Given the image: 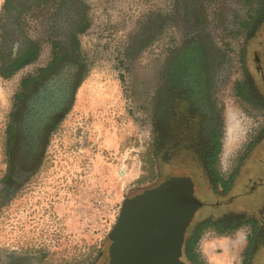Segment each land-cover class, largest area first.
Listing matches in <instances>:
<instances>
[{
	"label": "flooded vegetation",
	"instance_id": "af4514ba",
	"mask_svg": "<svg viewBox=\"0 0 264 264\" xmlns=\"http://www.w3.org/2000/svg\"><path fill=\"white\" fill-rule=\"evenodd\" d=\"M89 1L6 0L3 6L0 76L13 78L15 88L0 120V225L12 223V216H16V224L32 226L40 214L52 215L51 223L56 226H70L74 221L80 226L94 222L102 227V211L109 204L114 225V180L108 194L102 173L93 176L87 172V157L80 154L86 151L85 139L65 144L53 139L72 111L85 77L80 35L93 22ZM210 2L220 13L221 26L237 24L236 33L250 34L242 45L245 54L247 41H253L264 24V0ZM152 3L114 0V46L141 52L159 46L158 74L145 93L147 161L150 163L153 154L164 172L176 165L186 172L183 176L194 181L203 178L214 191L219 187L225 192L236 178V169L245 166L251 152L264 140V38L257 44L254 70L242 65L241 78L234 84L239 103L255 116L257 124L246 133L235 171L224 175L220 159L227 120L220 89L226 59L225 50L207 31L208 5L197 0ZM137 10L142 12L135 16ZM238 18L241 21L237 22ZM171 30L181 34L174 45H168L166 38ZM223 47L228 49L229 44ZM74 147L78 155L72 154ZM60 150L63 153L58 154ZM150 173L153 179L162 172L151 169ZM58 210L62 218H56L60 216ZM259 210L260 220L234 219L226 226L213 220L211 228L223 233L249 227L241 264H251L264 250V201ZM91 212H95L93 222L87 217ZM72 216L77 218L72 220ZM195 227H190L183 245L187 264H196L187 253V239ZM19 233L16 239L1 237L0 264H45L48 251L39 248L33 236L23 238V232ZM54 237L58 239L52 243L61 242L60 236ZM97 242L98 249L91 253L92 264H101L104 256L100 234ZM196 253L200 255L199 247ZM57 264L70 262L62 259Z\"/></svg>",
	"mask_w": 264,
	"mask_h": 264
},
{
	"label": "rangeland",
	"instance_id": "374dc122",
	"mask_svg": "<svg viewBox=\"0 0 264 264\" xmlns=\"http://www.w3.org/2000/svg\"><path fill=\"white\" fill-rule=\"evenodd\" d=\"M5 1L0 0V18ZM169 1L167 0L168 5ZM197 1L208 5L207 31L217 45L225 50L226 65L221 74L223 84L220 94L225 103L227 131L223 138L220 171L226 175L235 171L240 152L244 148L246 133L254 130L257 124L255 116L239 103L234 84L241 78L242 65L254 70L256 66L254 55L258 50L257 44L264 38V24L258 30L256 38L251 42L247 41L243 49L244 54L242 45L250 34L236 33L237 24L225 23L221 26L222 23H219L217 17L220 13L215 10L211 0ZM89 2L93 22L88 30L80 35L81 55L86 63L85 77L78 90L72 111L57 128L53 139L55 143L58 140L62 141V144L66 141L76 142L82 137L85 139L86 151L80 154L87 157V172H91L93 176L99 172L102 173L103 180L107 179L108 194H111L110 184L114 180V225L111 223L113 211L110 204L103 208L102 227L94 225L95 212L87 214L88 219L92 217L93 223L81 226L73 224L74 221L66 227L52 225L51 222L54 221L52 215L41 217L40 214L34 220L36 224L32 226L16 224L15 222H19L16 216H12V219H15L12 223L6 226L0 225V242L2 236L16 239L20 235L19 231L23 232V238L33 236L38 247L46 249L49 253L44 258L45 264H57L62 259L68 260L70 264H92L94 258L91 253L98 249L100 244L96 243L98 234L102 237L104 252L100 263L110 264L108 236L117 222L124 202L156 187L171 177L170 175L186 174L184 171H179V166L176 165L164 172L162 164L153 154H151L150 163L147 161L145 93L153 84L155 74H158L160 59L158 44L143 52L136 48L125 50L124 45L122 49L116 48L114 46V0H90ZM152 5L156 6V0H153ZM140 12L142 10H137L135 16ZM221 17L223 18L222 14ZM227 19L232 21L231 18ZM236 21L239 22L241 19L238 18ZM150 24L153 25L152 22ZM166 38L168 45L171 43L174 45L181 38V34L171 30L168 31ZM224 43L229 44L228 49L223 47ZM130 56L132 61H129ZM14 88L13 78L5 80L0 76V120L7 110ZM231 127H233L232 133H230ZM61 153H63L62 150L58 152V154ZM251 153L245 166L242 169L239 167L236 169V178L225 192L219 187L214 191L203 178H195V195L204 203V206L197 211L191 226H196L207 219L221 223L223 226L234 219L260 220L259 208L264 201V140ZM72 154H79L76 147ZM75 169L77 170V166ZM151 169L162 173L158 178L152 179ZM58 212L60 216L56 218H62L61 210ZM73 218L77 217H70L74 220ZM248 231V226L227 233L210 228L204 232L198 247L200 248L203 242L223 240L224 247L215 249V254L220 258L217 261L221 264H241L244 236ZM67 235L69 238L63 240ZM54 236H60L61 242L52 243V239H58ZM199 258L205 264H211L204 260L201 254ZM37 260L34 261L37 262ZM251 264H264V250L254 258Z\"/></svg>",
	"mask_w": 264,
	"mask_h": 264
},
{
	"label": "water",
	"instance_id": "95a60500",
	"mask_svg": "<svg viewBox=\"0 0 264 264\" xmlns=\"http://www.w3.org/2000/svg\"><path fill=\"white\" fill-rule=\"evenodd\" d=\"M189 176L173 175L127 199L108 238L110 264H187L183 245L199 209Z\"/></svg>",
	"mask_w": 264,
	"mask_h": 264
},
{
	"label": "trees",
	"instance_id": "16d2710c",
	"mask_svg": "<svg viewBox=\"0 0 264 264\" xmlns=\"http://www.w3.org/2000/svg\"><path fill=\"white\" fill-rule=\"evenodd\" d=\"M222 152V148H221ZM216 183V181H215ZM213 226V221L207 219L201 221L196 225V227L191 231L190 237L187 239L188 241V256L193 260L196 264H205L204 262L200 261V255L196 253L198 249L199 242L204 234V232L210 229Z\"/></svg>",
	"mask_w": 264,
	"mask_h": 264
},
{
	"label": "crops",
	"instance_id": "0c3cea01",
	"mask_svg": "<svg viewBox=\"0 0 264 264\" xmlns=\"http://www.w3.org/2000/svg\"><path fill=\"white\" fill-rule=\"evenodd\" d=\"M233 132V127L230 128V133ZM225 241H211V242H203L200 245L199 251L200 254L203 256L204 260L210 262L213 264H221L220 261H217L220 259L216 254H215V249H219L224 247Z\"/></svg>",
	"mask_w": 264,
	"mask_h": 264
},
{
	"label": "bare ground",
	"instance_id": "6f19581e",
	"mask_svg": "<svg viewBox=\"0 0 264 264\" xmlns=\"http://www.w3.org/2000/svg\"><path fill=\"white\" fill-rule=\"evenodd\" d=\"M230 139V138H229Z\"/></svg>",
	"mask_w": 264,
	"mask_h": 264
}]
</instances>
